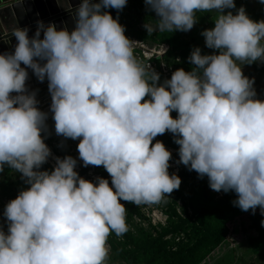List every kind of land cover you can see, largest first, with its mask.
<instances>
[{
  "label": "clouds",
  "instance_id": "obj_1",
  "mask_svg": "<svg viewBox=\"0 0 264 264\" xmlns=\"http://www.w3.org/2000/svg\"><path fill=\"white\" fill-rule=\"evenodd\" d=\"M144 4L157 17L143 25L146 33L186 32L196 13L215 12L200 34L218 54L193 48L187 60L194 67L158 84L159 74L134 57L123 26L101 10L119 11L126 0H80L70 32L39 21L31 38L27 28L11 32L15 46L0 54V166L19 172L28 187L4 206L0 264H105L109 234L128 230L119 201L159 202L180 184L167 171L173 150L152 143L166 131L178 164L207 177L211 190L235 193L241 211L258 207L264 217V100L255 99L240 67L264 62V21L248 18L242 6L221 14L233 0ZM26 68L47 80L55 133L79 138L82 166H102L111 186L78 176L70 156L39 170L50 154L40 135L47 114L26 93Z\"/></svg>",
  "mask_w": 264,
  "mask_h": 264
},
{
  "label": "trees",
  "instance_id": "obj_2",
  "mask_svg": "<svg viewBox=\"0 0 264 264\" xmlns=\"http://www.w3.org/2000/svg\"><path fill=\"white\" fill-rule=\"evenodd\" d=\"M254 2L257 4L256 7ZM254 2L243 0L240 3V0H233L235 5L233 11L242 6L248 18L264 21V5L259 0ZM101 10L107 11L123 26V34L131 46L132 42H135L147 50L165 47L161 56L153 55L149 58L143 56V48L140 46L132 47L137 61L145 66L149 64L151 70L159 74L158 84L170 78L171 72L177 68L187 72L194 67L187 60L193 48L199 47L201 55L218 54V50L205 47L204 38L200 34L213 26L214 20L208 12L196 13L195 23L186 32L174 30L146 33L143 25L155 23L157 17L147 8L144 0H126V5L119 11L110 7ZM247 66L245 63L240 67ZM259 70L261 73L264 72L262 66H259ZM252 71L247 69V75ZM170 116L175 118V111L170 112ZM43 131L48 133L41 135L43 142L49 143L56 133L48 130L46 125L41 132ZM156 141H160L166 150L167 148L173 150L170 152L171 160L178 157V145L173 142L171 133L166 131L156 136L152 143ZM53 151L57 152L59 158H63L64 152H58L54 147ZM42 167L51 171V167L46 163H43ZM92 167L100 178L106 180L110 178L102 166ZM177 168L175 175L180 180L178 188L165 194L159 202L134 205L119 201L125 207L128 230L121 236L110 233L107 238L106 243L113 253L111 259L116 260L115 264H206L216 249H223L229 243L232 248L226 251L225 257L221 259L227 260L229 255H232L233 259L235 250H242L244 254H251L254 260H260L259 264H264V227L260 224L264 217L260 215V209L257 207L255 211H241L232 203L236 198L235 193L213 191L208 187L207 177H198L194 170H189L182 164H178ZM85 170L81 169L78 174ZM167 171L169 175L173 174L169 167ZM0 178L10 181L9 186L13 193L9 191L14 199L19 189L15 185L18 180L12 182L10 173L7 175L1 173ZM147 204L157 208L165 216L163 224H152L144 215L142 207ZM143 222L147 223L146 226L142 224ZM220 263L221 260L215 262Z\"/></svg>",
  "mask_w": 264,
  "mask_h": 264
},
{
  "label": "rangeland",
  "instance_id": "obj_3",
  "mask_svg": "<svg viewBox=\"0 0 264 264\" xmlns=\"http://www.w3.org/2000/svg\"><path fill=\"white\" fill-rule=\"evenodd\" d=\"M4 3H11L13 2V0H4ZM60 4H59V8L56 9V3L55 5L53 4L52 0H45V3L47 5V7L49 8H55V10H47L46 12H48L46 14V16H50L52 14H54V12L57 11H62L63 9H66L68 7V5L65 3L64 0H59ZM243 2V0H240ZM254 2V0H253ZM14 3V2H13ZM12 3V4H13ZM50 3V5H49ZM255 3V2H254ZM35 4V3H34ZM256 7L257 4H254ZM235 8L232 9H224L222 11L221 14L227 13V12H231L232 14H235L236 11ZM18 11V10H17ZM52 12V13H51ZM208 14L211 16V18L213 20H215L216 18V13L215 12H208ZM255 14H257L255 12ZM3 25L5 27H7L8 29H6L7 31L12 29L14 26H16L17 24H23L24 19L19 20V18L17 17L16 13L13 10H9L8 8H4L2 10V14L0 17ZM74 20H75V13L72 15V18L69 20V23L73 24L74 27ZM253 21H256L255 18ZM52 24L54 25V27L57 30H60L61 28L66 29L65 23L63 20L58 21H49L47 24H45L44 26H47L48 24ZM12 27V28H10ZM72 27V29H73ZM1 34H3V32H1ZM3 43H5L6 45H8L7 40L2 41ZM134 44L132 43V46ZM2 46H4L2 44ZM9 49V47H8ZM247 64V63H246ZM243 65V64H242ZM241 65V66H242ZM247 68H241L242 74H245V77H248L250 79L253 80V89L255 91V99L258 100H264V72H260L259 70V66H262V69L264 68V62H261L259 60L252 62L251 64H247ZM24 66V65H23ZM247 69L249 70H253L251 72V74L247 75ZM26 72L28 73L27 75V79L25 81V89H26V93L27 92H34L35 93V100L37 101L36 103V107L38 108V110H40L41 112H44L47 114V118L44 121V124L46 125V128L48 130H50L51 132L55 133L54 131V121L52 120L51 116V112L49 111V105H50V94L47 90V80L45 79L43 82H40L36 79V77L33 75L31 69H27L26 68ZM45 134L48 135L47 131H43V133L41 132L40 135ZM79 138H77L76 140H72L70 138H65L63 136H59L57 134H55L51 139L50 142H44L45 145L48 147L49 149V156L46 159V164H48L51 169L53 168V166L55 165V158H59L58 155L56 154L57 152L53 151V147L58 150V152H64L63 157L65 156H70L73 159L76 160V164L74 167V171L78 172L81 169H86L85 172L78 174V176L84 178L85 180H94L97 177H100L98 172H96V170L92 167V165H88V166H82V162L80 161V159L78 158V153H77V149H76V145L78 143ZM62 159V158H61ZM178 158L174 159L173 162H170L169 168L172 170L177 169L178 167ZM40 171H44L45 169L42 167V165L40 166ZM9 174L10 173V177L12 179V182H15L16 180H18V183H15V185L19 188L18 191H16V195L19 193V191L24 190L28 187V185L26 183H24V179L21 177V174L19 172H16L12 169H10L8 166L4 165L1 166V170H0V174ZM17 178V179H16ZM110 179V178H108ZM107 179V180H108ZM91 180V181H92ZM109 181V186H111L110 184V180ZM95 183V182H94ZM10 181L8 180H3V178H0V231H7V222L5 221L2 213H3V209L4 206L13 198V196H11V194L13 193L10 189ZM11 194H10V191ZM142 211L144 212V215H146L149 219L150 222L152 224H156V223H164V216L163 214L160 212V210H158L157 208H152L149 204L145 205L142 207ZM144 226H146V222L142 223ZM106 247L109 250L108 244L106 243ZM232 248V246L229 244L225 245L223 249H219V250H215L211 256H210V260L206 261V264H215V262L217 260H221L220 264H259L261 261L260 260H254L253 256H251V254H244L242 250H235V254L233 255V259L232 255L228 256V259H221L222 257H225V253L226 251H229ZM113 253L112 251H108V256L107 259L105 261V264H115L116 260L115 259H111ZM236 256V258H234ZM229 261V262H227Z\"/></svg>",
  "mask_w": 264,
  "mask_h": 264
},
{
  "label": "water",
  "instance_id": "obj_4",
  "mask_svg": "<svg viewBox=\"0 0 264 264\" xmlns=\"http://www.w3.org/2000/svg\"><path fill=\"white\" fill-rule=\"evenodd\" d=\"M53 4L56 3V9L59 8L60 1L59 0H52ZM65 3L68 5L66 9L62 11L54 12V14L50 16H46L48 12L47 10H55V8H48L45 0H13L11 3H4V0H0V17L2 14V10L4 8H8L10 11L13 10L19 20L24 19L23 24H17L10 30L5 27L0 19V50L4 47L5 50L8 52L13 50L15 46V38L12 36L11 32L15 28H27V35L31 38L33 33L36 31L37 22H41L43 25L47 24L49 21H61L63 20L66 26L67 31H71L73 24L69 23V20L72 18V15L75 13L76 7L79 5L80 0H64ZM90 3H97L99 0H89ZM13 3V4H12ZM35 3V4H34ZM50 5V3H49ZM18 10V11H17ZM52 13V12H51ZM3 32V34H1ZM42 31L40 33V38H42ZM7 40L8 45L3 43L2 41ZM2 44L4 46H2ZM9 47V49H8Z\"/></svg>",
  "mask_w": 264,
  "mask_h": 264
},
{
  "label": "built area",
  "instance_id": "obj_5",
  "mask_svg": "<svg viewBox=\"0 0 264 264\" xmlns=\"http://www.w3.org/2000/svg\"><path fill=\"white\" fill-rule=\"evenodd\" d=\"M134 45L133 46H131V47H138V46H140L141 48H143V56L145 57V58H149V57H151V56H153V55H155V56H161L163 53H164V50H165V47H161V48H159V49H157V50H155V49H151V50H147L143 45H141L140 43H135V42H132ZM147 66H149V68L151 69V66L149 65V64H147ZM166 70V69H165ZM177 172V170H174V173H176Z\"/></svg>",
  "mask_w": 264,
  "mask_h": 264
},
{
  "label": "crops",
  "instance_id": "obj_6",
  "mask_svg": "<svg viewBox=\"0 0 264 264\" xmlns=\"http://www.w3.org/2000/svg\"><path fill=\"white\" fill-rule=\"evenodd\" d=\"M12 51L10 50L9 52L7 50L4 49V47L1 48L0 50V54H5V53H8L10 54ZM21 67H24L22 64H21ZM26 70V69H25ZM14 95V94H13Z\"/></svg>",
  "mask_w": 264,
  "mask_h": 264
}]
</instances>
